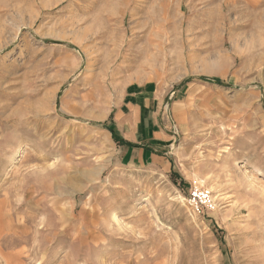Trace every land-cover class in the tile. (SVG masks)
<instances>
[{"label": "rangeland", "instance_id": "1", "mask_svg": "<svg viewBox=\"0 0 264 264\" xmlns=\"http://www.w3.org/2000/svg\"><path fill=\"white\" fill-rule=\"evenodd\" d=\"M0 264H264V0H0Z\"/></svg>", "mask_w": 264, "mask_h": 264}, {"label": "crops", "instance_id": "2", "mask_svg": "<svg viewBox=\"0 0 264 264\" xmlns=\"http://www.w3.org/2000/svg\"><path fill=\"white\" fill-rule=\"evenodd\" d=\"M131 96H135L134 93ZM131 100L134 98H129L128 103H124L122 106L123 110L120 109L114 117V126L116 131L120 133L121 137L128 143L133 144L132 146L128 143L126 144V161L132 164H141L145 160H148L149 157L158 156V152L165 148L161 144L149 143L152 140H160V135H162V130H156L154 116L152 120L147 119V116L151 114L143 113L142 107L131 108ZM124 107H129L132 109L130 112H125ZM145 108H150V105L145 104ZM144 108V109H145ZM152 129V132H149L147 135L146 128L149 127ZM157 154V155H154ZM153 158V157H152ZM154 159V158H153Z\"/></svg>", "mask_w": 264, "mask_h": 264}, {"label": "built area", "instance_id": "3", "mask_svg": "<svg viewBox=\"0 0 264 264\" xmlns=\"http://www.w3.org/2000/svg\"><path fill=\"white\" fill-rule=\"evenodd\" d=\"M213 203L212 195L208 190L199 186L191 190L189 205L197 212L211 208Z\"/></svg>", "mask_w": 264, "mask_h": 264}, {"label": "trees", "instance_id": "4", "mask_svg": "<svg viewBox=\"0 0 264 264\" xmlns=\"http://www.w3.org/2000/svg\"><path fill=\"white\" fill-rule=\"evenodd\" d=\"M114 138L117 140V141H121L123 142L121 139L117 138V136L114 135Z\"/></svg>", "mask_w": 264, "mask_h": 264}]
</instances>
